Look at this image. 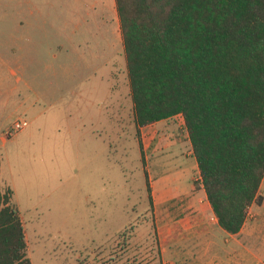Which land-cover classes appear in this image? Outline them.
<instances>
[{
	"label": "rangeland",
	"instance_id": "obj_1",
	"mask_svg": "<svg viewBox=\"0 0 264 264\" xmlns=\"http://www.w3.org/2000/svg\"><path fill=\"white\" fill-rule=\"evenodd\" d=\"M6 195L32 264H217L239 240L184 118L136 126L115 0H0V210ZM259 195L242 235H264Z\"/></svg>",
	"mask_w": 264,
	"mask_h": 264
},
{
	"label": "trees",
	"instance_id": "obj_2",
	"mask_svg": "<svg viewBox=\"0 0 264 264\" xmlns=\"http://www.w3.org/2000/svg\"><path fill=\"white\" fill-rule=\"evenodd\" d=\"M115 3L136 126L184 118L218 225L239 234L263 202L264 0ZM11 200L0 210V264H32Z\"/></svg>",
	"mask_w": 264,
	"mask_h": 264
},
{
	"label": "crops",
	"instance_id": "obj_3",
	"mask_svg": "<svg viewBox=\"0 0 264 264\" xmlns=\"http://www.w3.org/2000/svg\"><path fill=\"white\" fill-rule=\"evenodd\" d=\"M230 235L239 236V240L236 239V242L233 243L235 246L233 249L215 256L219 259V261L215 260L217 264H264V235H254L250 237L242 235L241 233ZM249 242H254V244L249 246Z\"/></svg>",
	"mask_w": 264,
	"mask_h": 264
},
{
	"label": "built area",
	"instance_id": "obj_4",
	"mask_svg": "<svg viewBox=\"0 0 264 264\" xmlns=\"http://www.w3.org/2000/svg\"><path fill=\"white\" fill-rule=\"evenodd\" d=\"M25 126H27V123H26V122L17 123V124H16V130L22 129V128H24Z\"/></svg>",
	"mask_w": 264,
	"mask_h": 264
}]
</instances>
